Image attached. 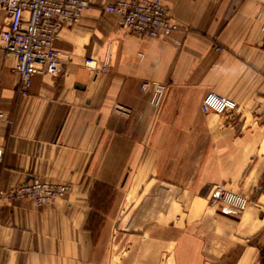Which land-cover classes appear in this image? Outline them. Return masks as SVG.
<instances>
[{
  "label": "crops",
  "instance_id": "obj_1",
  "mask_svg": "<svg viewBox=\"0 0 264 264\" xmlns=\"http://www.w3.org/2000/svg\"><path fill=\"white\" fill-rule=\"evenodd\" d=\"M87 1L54 42L59 75L33 76L27 97L0 49V191L70 187L41 207L0 202V264H264V0H162L168 39L121 29L104 12L116 0ZM209 93L225 113L203 108ZM98 185L139 208L99 210ZM216 187L247 205L215 201Z\"/></svg>",
  "mask_w": 264,
  "mask_h": 264
},
{
  "label": "built area",
  "instance_id": "obj_2",
  "mask_svg": "<svg viewBox=\"0 0 264 264\" xmlns=\"http://www.w3.org/2000/svg\"><path fill=\"white\" fill-rule=\"evenodd\" d=\"M89 7L87 0H0V9L8 15V25L0 32V49L4 55L14 57L12 72L19 79L21 97L28 96L33 76L59 75L60 54L54 48V42L60 31L76 25ZM104 12L115 15L121 29L142 38L168 39L178 30L177 25L170 22L162 0H116L106 5ZM260 29L264 34V21ZM85 67L106 71L105 65L98 67L93 59L85 60ZM149 88L148 83L141 85L143 91ZM162 91L163 87H154L151 105H158ZM202 106L220 115L227 111L228 101L209 93L203 98ZM5 121V114L0 111V122ZM69 189L67 184L35 179L0 191V202L30 201L41 207L62 198ZM215 194L230 207L243 210L247 205L245 198L234 193L218 189Z\"/></svg>",
  "mask_w": 264,
  "mask_h": 264
},
{
  "label": "rangeland",
  "instance_id": "obj_3",
  "mask_svg": "<svg viewBox=\"0 0 264 264\" xmlns=\"http://www.w3.org/2000/svg\"><path fill=\"white\" fill-rule=\"evenodd\" d=\"M218 189H221L219 187L215 188V193ZM223 190V189H222ZM229 192V191H228ZM232 193V192H231ZM235 194V193H234ZM126 196H128L127 194H125ZM135 193H132L131 195H129L130 199L128 201H126L124 203V201H122V197H123V192H122V188L120 187V189H114L112 187H107V186H103V185H98L95 192H94V202L93 205L98 208L101 211H105V210H109V209H113L114 210V214H116L117 212L119 213V211L121 210H137L139 208V202L136 201L135 198L136 195ZM110 200L113 201L112 203V207H111V202ZM215 201H218L220 203H222L219 199V197H217V195L215 194ZM141 203V202H140ZM223 205H226L224 203H222ZM228 206V205H226ZM230 207V206H228ZM128 218H117V217H112L108 219V224L109 226L113 223H115L116 225H119L121 228L123 227V223L125 221H127ZM98 224H100V220H97ZM93 236H97L98 234H93ZM120 236V235H117ZM105 241H109L111 240V236H109V234L105 235ZM118 253V251H117Z\"/></svg>",
  "mask_w": 264,
  "mask_h": 264
}]
</instances>
